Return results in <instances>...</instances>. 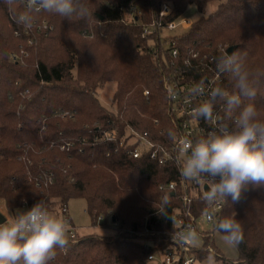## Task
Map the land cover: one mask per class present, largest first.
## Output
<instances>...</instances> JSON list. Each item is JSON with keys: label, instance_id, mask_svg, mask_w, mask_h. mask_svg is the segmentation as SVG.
<instances>
[{"label": "trees", "instance_id": "trees-1", "mask_svg": "<svg viewBox=\"0 0 264 264\" xmlns=\"http://www.w3.org/2000/svg\"><path fill=\"white\" fill-rule=\"evenodd\" d=\"M164 1L173 8L169 19L181 17L191 6L202 16L180 35L160 40L155 32L143 37ZM86 2L93 17L67 20L41 12L33 21H47L52 28L39 32L33 26L26 33L0 0V205L30 209L44 200L48 207L61 204L63 211L70 200L82 198L94 226H106L110 219L115 233L68 238L69 245L57 249L51 264H150L151 254L176 245L174 217L190 210L198 220L208 204L195 196L185 203L191 190L183 185V159L172 148L182 135V120L165 87V72L184 67L200 84L207 70L191 52L215 57L217 68L224 54L219 48L225 46H236L234 52L253 73L264 72V0ZM213 2L218 8L204 16ZM15 10L22 11L23 4ZM163 43H175L170 47L180 50V58H173ZM22 49L27 51L24 61L13 60ZM188 58L191 65L185 67ZM222 77L219 86L235 91L228 75ZM108 82L117 83L114 110L97 96ZM241 99L237 113L253 103L264 119V76L255 97ZM221 106L227 119L224 102L214 108ZM129 130L146 134L168 151V164L161 166L147 154L129 155L125 144L121 146ZM105 133L115 138L105 141ZM172 181L178 183L175 189L161 188ZM225 217H234L242 228L236 264H264V188L249 184L239 200L228 197L220 220ZM198 236L202 244L192 248L196 260L222 263L225 256L215 246L213 229Z\"/></svg>", "mask_w": 264, "mask_h": 264}, {"label": "clouds", "instance_id": "clouds-1", "mask_svg": "<svg viewBox=\"0 0 264 264\" xmlns=\"http://www.w3.org/2000/svg\"><path fill=\"white\" fill-rule=\"evenodd\" d=\"M14 11L16 22L30 27L36 14L59 15L71 20L93 17L86 0H3ZM23 4L22 11L15 6ZM219 72L226 73L235 91L215 86L208 91V99L193 111L198 119H213V108L224 102L227 119L217 123L216 129L195 140L185 139L181 151V174L186 179L205 181L210 187L207 199L240 198L247 185L264 188V119L253 103L240 108L242 97L253 98L256 85L264 72L253 73L236 52H225L217 62ZM193 92L203 94V85ZM170 136L175 138L174 133ZM167 203L164 197L163 204ZM226 244L235 245L242 239V228L234 217H225L216 225ZM68 222L51 214L47 203L40 200L30 209L18 210L13 219L0 223V264H51L57 249L69 245Z\"/></svg>", "mask_w": 264, "mask_h": 264}, {"label": "built area", "instance_id": "built-area-1", "mask_svg": "<svg viewBox=\"0 0 264 264\" xmlns=\"http://www.w3.org/2000/svg\"><path fill=\"white\" fill-rule=\"evenodd\" d=\"M173 11L171 5L164 3L161 9L158 11L156 18L154 19L152 25L144 27L143 37L157 33V38L163 40L167 35L166 32L173 31L178 28H184L188 25H192V21L188 18H173L169 19ZM132 16L135 15V10H131ZM35 26L37 31L48 32L52 28L47 21L38 22L34 20L30 27H25L26 33L28 30ZM175 45V43H163L164 46L171 49V55L173 58H180V50L175 47H170V45ZM219 50L224 53L227 52L228 47H220ZM194 59L199 60L202 64V70H207V76L198 84L192 81L189 77L188 71L184 70V67L178 66L177 69L169 67L165 72V87L167 89L169 97L175 102V112L179 119L182 120V135L179 139L174 142L173 150L179 152L182 159L185 158V153L181 151V146L185 139L195 140L202 136H206L207 133L216 129L217 123L221 120H226V116L223 112V106L219 109L213 108V119L204 120L198 119L194 115V109L205 100L208 99V91L211 88L220 85L223 79V73L219 72L218 67L214 68L215 57L208 59L207 55L203 57L200 56L198 52H191ZM14 60H17V55H12ZM207 60V61H205ZM206 62V63H205ZM185 67L191 65V59H186L184 61ZM197 85H203V94H196L193 89ZM148 94V91L145 92ZM105 141H109L115 138L114 133H105L103 135ZM98 140V138H96ZM125 140V142H124ZM125 144L126 151L133 158H140L147 154L151 159L156 160L161 166H166L171 160L170 153L162 147L156 146L152 140L146 138V134L140 135L134 130H129L125 137L123 138L121 146ZM176 181H172L167 184H162L161 188L164 190H173L177 186ZM185 189L190 188V195L185 196V203L191 204L192 197H200L203 201L208 202L207 211L203 214L204 220L216 229L221 216V212L225 206V201L223 200H213L207 199V194L210 185L205 181L197 182L192 179H187V183L183 184ZM28 210V209H27ZM64 213L67 211V207L63 210ZM68 222V233L67 238L76 240L78 234L74 224L69 218H64ZM103 220V217L98 218V223ZM174 221L177 223L178 230L176 232L175 241L176 245L166 247L163 251L151 254L148 258L149 262L156 260L158 253L163 255L162 264H194L197 260L192 253V248L194 247L193 241L198 239L199 232L197 230V218L187 210L185 214H177L174 217ZM157 247V245H155Z\"/></svg>", "mask_w": 264, "mask_h": 264}, {"label": "rangeland", "instance_id": "rangeland-1", "mask_svg": "<svg viewBox=\"0 0 264 264\" xmlns=\"http://www.w3.org/2000/svg\"><path fill=\"white\" fill-rule=\"evenodd\" d=\"M164 3H167L171 5L170 2L164 1ZM162 3V4H164ZM218 8V2H213L208 5L205 12L203 13L204 16H208L209 14L216 11ZM125 15L128 17V10H126ZM131 14V18L132 19ZM202 16V14L197 10L195 6L189 7L185 13L181 16V18H188L192 21V23H195L198 21V19ZM191 28V25H188L184 28H178L173 31H168L166 34L169 35H180L184 33L185 31H188ZM50 30V29H49ZM48 30V31H49ZM13 55H17V60L23 62L24 58L27 56V51L22 49L20 52L14 53ZM13 59V58H12ZM14 60V59H13ZM117 89V83L116 82H108L104 85V87L100 88L97 92L98 99L100 103L105 106L108 109L114 110V95ZM18 210H24L25 208H20L16 210H11L6 207L4 203H1L0 205V216L4 217L6 221L10 222L13 219V216ZM49 210L51 214L60 217V218H69V220L72 221L74 224L78 236H85L89 234H97V235H112L115 233V227L112 225L110 219L107 220L106 226H94L92 219L87 212V205L86 201L82 198L72 199L68 202L67 205V211L64 213L62 211V205L61 204H55V206H50ZM213 229V237H214V243L215 246H217L222 253L225 256V260L221 262H215L212 258H205L202 259L203 261H196L194 264H236L238 262V258L240 257V253L236 245H229L226 244L223 239V234H221L217 229L212 228L205 220L204 217H201L198 219L197 222V230L198 232L202 233L206 230H212ZM157 244H159V239L156 241ZM194 245L201 246L202 242L200 239H195L193 241ZM231 261V262H228ZM163 263V255L161 253H158L156 256V260L153 262H150V264H162ZM242 264V263H239Z\"/></svg>", "mask_w": 264, "mask_h": 264}, {"label": "water", "instance_id": "water-1", "mask_svg": "<svg viewBox=\"0 0 264 264\" xmlns=\"http://www.w3.org/2000/svg\"><path fill=\"white\" fill-rule=\"evenodd\" d=\"M236 46H231L228 48L227 52L228 54H231L232 52H234L236 50ZM207 191H209V189H207ZM6 221L4 217L0 216V223Z\"/></svg>", "mask_w": 264, "mask_h": 264}, {"label": "crops", "instance_id": "crops-1", "mask_svg": "<svg viewBox=\"0 0 264 264\" xmlns=\"http://www.w3.org/2000/svg\"><path fill=\"white\" fill-rule=\"evenodd\" d=\"M28 209V208H27ZM26 208H25V211L27 210Z\"/></svg>", "mask_w": 264, "mask_h": 264}]
</instances>
